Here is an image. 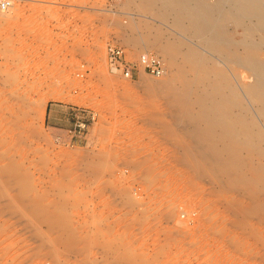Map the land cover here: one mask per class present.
<instances>
[{
	"label": "rangeland",
	"instance_id": "1",
	"mask_svg": "<svg viewBox=\"0 0 264 264\" xmlns=\"http://www.w3.org/2000/svg\"><path fill=\"white\" fill-rule=\"evenodd\" d=\"M3 1L13 6L0 11V264H264L258 178L247 167L229 181L233 167L210 162L222 143L209 142L196 89L181 90L188 49L220 60L204 53L212 36L197 29L196 2ZM251 13L218 33L264 60ZM108 44L133 61L166 44L175 67L121 80L106 70ZM210 67L200 77L213 80ZM72 109L95 114L83 136L69 132Z\"/></svg>",
	"mask_w": 264,
	"mask_h": 264
},
{
	"label": "bare ground",
	"instance_id": "2",
	"mask_svg": "<svg viewBox=\"0 0 264 264\" xmlns=\"http://www.w3.org/2000/svg\"><path fill=\"white\" fill-rule=\"evenodd\" d=\"M194 1L196 2L194 12L198 15L197 29L205 30L212 36L210 46L214 50L204 53L210 56L211 53L218 54L220 60L215 63L211 60V62L203 57L202 52L197 53L188 49L182 54L183 63L177 68L182 78L181 90L185 91L191 87L196 89L193 94L194 105L198 108L199 121L207 128L209 142L222 143V148L209 152L210 162L215 165L229 164L233 167L225 174L229 181L237 172L248 167L256 174L255 178H258L259 187L264 192V181H261V177L264 178V60L259 57L260 51L257 49L259 46L253 47L252 42L251 45L240 40L238 47L231 38L223 37L218 33L221 24L226 21L240 24L242 18L240 14L246 12L256 14L260 26L264 25V9L255 0H220L211 6L201 0ZM179 23L181 22L178 21L177 25L182 29ZM236 40L239 41L238 38ZM161 47L160 57L163 63L173 70L175 63L172 60L171 46L165 44ZM206 67L212 68L214 79L211 81H209L210 76L200 77ZM187 74H190L191 78H188ZM243 81L252 82V85L243 88L241 83ZM170 86L173 87L172 84ZM126 180L127 184L131 185L134 177L129 176ZM46 241L49 242L47 239Z\"/></svg>",
	"mask_w": 264,
	"mask_h": 264
},
{
	"label": "built area",
	"instance_id": "3",
	"mask_svg": "<svg viewBox=\"0 0 264 264\" xmlns=\"http://www.w3.org/2000/svg\"><path fill=\"white\" fill-rule=\"evenodd\" d=\"M13 6L12 1L0 2V11L6 12ZM106 70L109 75L133 83L141 74L155 79L164 78L166 68L162 59L152 53H144L133 61L127 58L125 49L116 44H108L105 48ZM70 134L83 136L89 126L95 122V114L88 110L72 109L68 113Z\"/></svg>",
	"mask_w": 264,
	"mask_h": 264
}]
</instances>
